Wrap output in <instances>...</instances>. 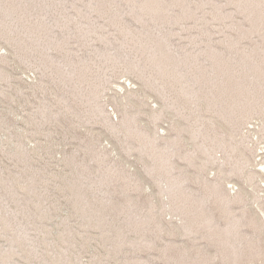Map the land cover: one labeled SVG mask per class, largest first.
I'll return each instance as SVG.
<instances>
[{
    "label": "rangeland",
    "instance_id": "obj_1",
    "mask_svg": "<svg viewBox=\"0 0 264 264\" xmlns=\"http://www.w3.org/2000/svg\"><path fill=\"white\" fill-rule=\"evenodd\" d=\"M0 264H264V0H0Z\"/></svg>",
    "mask_w": 264,
    "mask_h": 264
}]
</instances>
